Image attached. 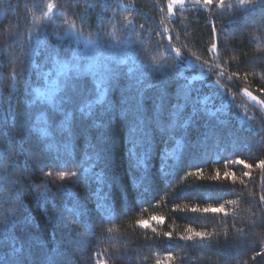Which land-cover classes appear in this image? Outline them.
<instances>
[{
	"label": "trees",
	"instance_id": "16d2710c",
	"mask_svg": "<svg viewBox=\"0 0 264 264\" xmlns=\"http://www.w3.org/2000/svg\"><path fill=\"white\" fill-rule=\"evenodd\" d=\"M49 2L58 5L57 11L63 18L58 23L59 16L54 17L55 25L38 22L44 19L43 13L47 11L46 4ZM101 2L109 7L104 26L98 27ZM124 5H131V8L125 9ZM217 11L213 7L211 12H196L193 5L186 2L184 8H176L175 16L169 18L166 0H0V110L4 113L8 110L10 99L15 101L17 96L21 101L24 99L22 90L25 80L33 87L39 85L40 78L36 70L30 68V61L45 65L44 71L50 67L45 59L53 51L50 47L38 48L33 57L27 55L37 39L59 43L56 37H63L69 26L75 25L83 36L94 40L99 34L101 41L107 44V33L112 30L107 16L112 13L117 14L121 25L124 23L123 17L128 16L137 31L143 26L142 43L137 42V36L133 33L130 51L144 65H150L154 59L161 60L162 67L159 73L153 74V80L161 78V73L171 75L169 68L163 65L179 64L184 77L200 89L193 104L199 107L198 101L208 96L213 110L223 106L226 113L222 117L226 120L224 132L219 138L213 137L206 143H200L201 133L215 121L198 113L196 127L189 129L183 161L168 157L167 175L159 170L161 160L165 149L171 152L175 145L170 143L165 146L158 137L155 154L148 162L149 174L156 179L148 182L147 192L143 187H133L132 195L124 194L122 188L113 187L110 216L92 211L77 219L74 214L65 211L64 219L58 221L56 213L61 207L72 206L71 199L65 198L62 192L71 191L85 208L94 210L96 201L90 192L95 184L76 183L75 178L59 180L55 173L63 169L47 167L50 155L42 153L41 142L29 133L28 125L22 129L16 120L27 105L14 104L16 116L2 128L8 136L0 135V156H3L5 165L0 169V174L7 175L8 180L19 177L18 187L26 189V194L22 196L24 206L32 218L28 232L34 240L43 242L48 253L53 249L57 251V264H97L99 259L105 260L106 264H157V261L163 264H264V204L259 200L264 195V171L254 167L251 179H246V186L207 179L213 169L219 168L222 173L225 165L239 176L244 169L228 164L230 159L240 157L253 165L264 159V106L252 103L242 94L243 89H247L258 100H264V92L258 91L264 89V32L258 27L264 17L259 13L230 15V10L226 8L224 14L215 19L216 27L221 30V52L214 57L206 51V46L210 42L211 21ZM81 15L87 17L83 22L79 19ZM65 20L68 21L67 25L64 24ZM206 20L209 23L206 24ZM165 26L170 30L172 44L181 49L180 57L176 56L174 50L166 48L167 36L162 39L158 35ZM224 31L229 35L224 36ZM225 40L227 48L224 47ZM75 47L74 42L65 41L56 51L63 54ZM18 56L23 59H17ZM197 56L199 60H196ZM205 60L209 64H204ZM221 61H226L225 67L228 68L221 78L226 92L212 82L217 76H209L210 72L219 71L216 65ZM22 69L27 71L23 72L24 79L16 83L14 93L13 70L19 74ZM121 69L126 71L127 65L121 66ZM143 70L148 69L145 67ZM231 71H238L240 76L229 81ZM245 75L247 80L244 79ZM193 77L196 79L193 80ZM185 82L183 78L178 82L170 80L169 91L174 92L177 83ZM147 95L154 97L156 91L149 90ZM191 106L183 114L185 118L190 114ZM82 143L81 139L77 160L81 155ZM20 147L33 154L32 159L27 161L28 172L25 175H20L25 163L24 154L19 152ZM36 155L45 165L43 169L34 162ZM194 165L202 167L205 179L186 176L188 171L195 170ZM125 168L126 164L121 163L118 171L123 172ZM50 170L54 173L51 179L44 175ZM67 170H75V165L69 164ZM41 182L47 183L50 194H55V204L60 207L54 208L52 203L45 208L36 206V193L29 186ZM5 184L0 189V222L7 218L15 203L11 195L12 185L8 181ZM228 199H237L238 202L236 205H226L231 209L227 217L214 213L205 215L173 211L175 205L180 208L196 204L216 205ZM152 216L163 217V223L152 221L148 228L137 225V221L148 220ZM187 225L218 235L203 245L175 239V234L183 232ZM165 231L173 233V240L162 236ZM33 248L38 254H44V249L39 245L34 244ZM258 252L261 254L256 255ZM168 253L174 256L172 261L166 260Z\"/></svg>",
	"mask_w": 264,
	"mask_h": 264
},
{
	"label": "snow or ice",
	"instance_id": "6c2138e0",
	"mask_svg": "<svg viewBox=\"0 0 264 264\" xmlns=\"http://www.w3.org/2000/svg\"><path fill=\"white\" fill-rule=\"evenodd\" d=\"M186 2L191 3L196 12H211L213 7L218 10L211 21L210 42L206 46V51L214 57L221 52V30L216 27L215 19L223 15L226 8L230 10V15L259 13L264 17V0H166L167 16L174 17L176 8H184ZM108 7V4L101 2L98 27L104 26ZM123 7L130 9L131 5ZM46 8L47 11L43 13L44 19L38 22L43 24L51 22L55 25L54 17L60 15L57 11L58 5L49 2ZM116 15L112 13L107 16L112 28L107 33V44L101 41L99 34L94 40L83 36L75 25L69 26L63 37H56L59 43L37 39L27 55L33 57L37 54L38 48L50 47L53 51L45 58L50 67L44 71L45 65L30 61V68L36 70L40 78L39 85L33 87L25 80L22 90L24 99L21 101L19 96L15 101L10 99L7 112L0 110V135L8 136L2 128L16 116L13 105L20 103L27 105V109H23L16 120L22 129L24 125H28L29 133L41 142L42 153L50 155L51 159L47 167L63 169L55 173L61 181L75 178L76 183L89 186L95 184V188L90 192L96 201L95 209L85 208L71 191H63L62 195L71 199L72 206L61 207V210L56 213L58 221L64 219L65 211L74 214L77 219L87 216L92 211H97L102 216H110L112 212L110 198L113 187L122 188L126 195H132L133 187L137 189L143 187L147 192L148 182L156 179L155 176L149 174L148 162L155 154L158 137L165 146L170 143L175 145L171 152L165 149L161 160L159 170L167 175L168 157L183 161L184 152L188 147L189 129L196 127L198 113L205 114L215 121L212 126L201 133L200 143H206L213 137L219 138L226 126V120L222 118L226 115L224 107H215L213 110L210 97L204 96L199 100V107L193 104L200 89L184 77L179 64L163 65L169 68L171 75L161 73V78L152 79L154 73L160 72L161 60L154 59L150 65H144L130 51L133 33L137 36V42L142 43L140 37L143 26L141 25L140 31H137L128 16L123 17L124 23L121 25ZM79 19L83 22L87 17L81 15ZM207 23L209 22L206 20ZM64 24L67 25L68 21L65 20ZM258 27L264 32V21ZM158 35L162 39L167 36L166 48L174 50L177 57L181 56V49L172 44V36L168 27L165 26ZM223 35L228 36L229 33L224 31ZM65 41L74 42L76 47L63 54L56 51ZM224 47L227 48L226 40ZM17 59L22 60L23 58L18 56ZM199 59L200 57L197 56L196 60ZM182 60L183 57H181ZM203 63L209 64V61L205 60ZM226 64V61H221L216 65L219 71L209 73L210 77L212 75L218 77L212 82L225 92L227 89L221 83V78L228 71ZM124 65H127L126 71L121 69ZM145 67L147 71L143 70ZM24 71L27 69H22L19 74H16L13 70L12 91L14 93L16 83L24 79ZM239 76L238 71H231L228 80L231 81ZM180 78L186 82L177 83L176 90L170 92L169 81L178 82ZM244 79L247 80V75ZM149 90H155L156 95L154 97L147 95ZM258 91L264 92V89H258ZM243 92L251 100L264 106V100H257V97L247 89H243ZM70 105H75V107H69ZM190 105H192L190 114L185 118L183 114ZM33 109L38 110L33 112ZM81 139L83 141L82 151L77 160L76 153L81 147ZM19 152L25 156L24 169L20 175H25L28 172L27 161L32 159L33 154L25 151L23 147L19 148ZM34 162L41 169L45 167L39 155H36ZM121 163L126 164L123 172L118 171ZM69 164L75 165V170L68 171ZM228 164L242 166L244 170L238 176L236 171L225 165L222 173L219 168L213 169L207 179L246 186V179H251L254 167L264 171V159L258 160L253 165L243 158L236 157L230 159ZM4 167L3 156H0V169ZM194 168L195 170L188 171L186 176L199 180L205 179L202 167L194 165ZM44 175L51 179L54 173L50 170L44 172ZM5 181L12 185L11 195L14 196L15 203L7 218L0 222V264H57V251L53 249L51 253H48L43 242L34 240L28 232L32 218L27 214L24 206L22 196L26 194V189L18 187L19 177L8 180L7 175L0 174V189L6 186ZM29 187L36 193V206L45 208L46 205L52 203L54 208L60 207L55 204V194H50L46 182ZM259 200L264 204V195H261ZM237 202V199H228L216 205H185L184 208L175 205L173 211L205 215L214 213L227 217L231 209L226 205H236ZM152 221L163 223L164 218L152 216L148 220L136 223L141 228H148ZM108 231L111 232L112 229L109 228ZM152 231L156 232V229L152 228ZM217 235L218 233L197 230L187 225L183 232L175 234V239L203 245L210 243ZM162 236L169 241L174 238L171 231L163 232ZM34 244L44 249L43 255L34 250ZM260 254L256 253V255ZM173 259L172 253H168L166 260L172 261ZM97 264H106V261L99 259ZM157 264H163V262L157 261Z\"/></svg>",
	"mask_w": 264,
	"mask_h": 264
},
{
	"label": "rangeland",
	"instance_id": "374dc122",
	"mask_svg": "<svg viewBox=\"0 0 264 264\" xmlns=\"http://www.w3.org/2000/svg\"><path fill=\"white\" fill-rule=\"evenodd\" d=\"M63 20V18H62V16L61 15H59V21H58V23H60L61 21ZM249 91V90H248ZM251 92V91H250ZM252 93V92H251ZM243 95H244V92L242 93ZM252 95H254L253 93H252ZM247 99H249L252 103H254V104H258L256 101H253V100H251L248 96H246V95H244ZM255 96V95H254ZM257 100H258V97H257Z\"/></svg>",
	"mask_w": 264,
	"mask_h": 264
}]
</instances>
